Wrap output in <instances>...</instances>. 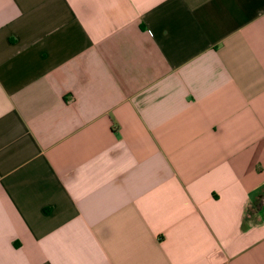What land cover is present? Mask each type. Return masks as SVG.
<instances>
[{
    "label": "crops",
    "instance_id": "1",
    "mask_svg": "<svg viewBox=\"0 0 264 264\" xmlns=\"http://www.w3.org/2000/svg\"><path fill=\"white\" fill-rule=\"evenodd\" d=\"M0 264H264V0H0Z\"/></svg>",
    "mask_w": 264,
    "mask_h": 264
}]
</instances>
